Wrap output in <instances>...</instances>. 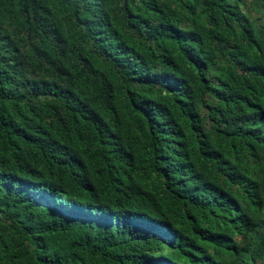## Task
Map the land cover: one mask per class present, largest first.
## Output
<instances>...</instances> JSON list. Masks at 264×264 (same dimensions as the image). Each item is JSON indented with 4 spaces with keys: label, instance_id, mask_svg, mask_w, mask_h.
<instances>
[{
    "label": "trees",
    "instance_id": "trees-1",
    "mask_svg": "<svg viewBox=\"0 0 264 264\" xmlns=\"http://www.w3.org/2000/svg\"><path fill=\"white\" fill-rule=\"evenodd\" d=\"M242 6L0 0V264H264Z\"/></svg>",
    "mask_w": 264,
    "mask_h": 264
},
{
    "label": "rangeland",
    "instance_id": "rangeland-1",
    "mask_svg": "<svg viewBox=\"0 0 264 264\" xmlns=\"http://www.w3.org/2000/svg\"><path fill=\"white\" fill-rule=\"evenodd\" d=\"M242 10L255 26H264V0H243Z\"/></svg>",
    "mask_w": 264,
    "mask_h": 264
}]
</instances>
